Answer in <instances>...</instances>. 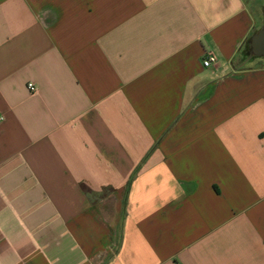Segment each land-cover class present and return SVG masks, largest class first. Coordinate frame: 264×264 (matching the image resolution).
<instances>
[{"label": "crops", "instance_id": "1", "mask_svg": "<svg viewBox=\"0 0 264 264\" xmlns=\"http://www.w3.org/2000/svg\"><path fill=\"white\" fill-rule=\"evenodd\" d=\"M263 24L246 0H0V264H264Z\"/></svg>", "mask_w": 264, "mask_h": 264}, {"label": "water", "instance_id": "2", "mask_svg": "<svg viewBox=\"0 0 264 264\" xmlns=\"http://www.w3.org/2000/svg\"><path fill=\"white\" fill-rule=\"evenodd\" d=\"M250 48L255 57L264 58V24L258 33L252 37Z\"/></svg>", "mask_w": 264, "mask_h": 264}, {"label": "built area", "instance_id": "3", "mask_svg": "<svg viewBox=\"0 0 264 264\" xmlns=\"http://www.w3.org/2000/svg\"><path fill=\"white\" fill-rule=\"evenodd\" d=\"M216 62H217L216 56L213 54H208L203 61V66L206 68H209V67L213 66ZM28 88H29L30 92L32 93V95H35L38 93V89H37L36 85H34L33 83H30L28 85Z\"/></svg>", "mask_w": 264, "mask_h": 264}, {"label": "rangeland", "instance_id": "4", "mask_svg": "<svg viewBox=\"0 0 264 264\" xmlns=\"http://www.w3.org/2000/svg\"><path fill=\"white\" fill-rule=\"evenodd\" d=\"M246 2L248 3L249 7L253 8V9L258 8L261 5H264V0H246ZM247 54H249V56L252 55L251 53H247ZM261 61L264 62L263 59L262 60L261 59H257L254 63L249 64V65H251V66L252 65H256L255 63H260Z\"/></svg>", "mask_w": 264, "mask_h": 264}, {"label": "trees", "instance_id": "5", "mask_svg": "<svg viewBox=\"0 0 264 264\" xmlns=\"http://www.w3.org/2000/svg\"><path fill=\"white\" fill-rule=\"evenodd\" d=\"M245 52H246V54L247 53H251L252 54V51H251V48H250V44L248 43V45H247V47H246V49H245ZM247 57H250V58H258V57H255L253 54L251 55V56H249V54H247ZM131 183V182H130ZM131 185V184H130ZM130 185H129V188H130ZM129 188H128V190H129ZM127 194H128V191H127ZM127 196V195H126Z\"/></svg>", "mask_w": 264, "mask_h": 264}]
</instances>
